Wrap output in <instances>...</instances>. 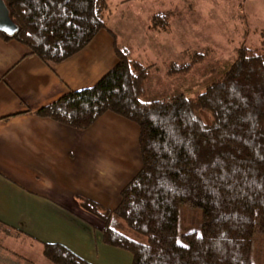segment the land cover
<instances>
[{
    "label": "trees",
    "instance_id": "obj_1",
    "mask_svg": "<svg viewBox=\"0 0 264 264\" xmlns=\"http://www.w3.org/2000/svg\"><path fill=\"white\" fill-rule=\"evenodd\" d=\"M18 29L0 31L47 63L64 61L107 28L109 0H4ZM169 12L153 16L163 25ZM231 62L211 60L208 46L186 49L168 76L210 63L221 76L192 95L144 101L154 65L118 49L117 64L95 85L70 90L38 113L86 129L113 112L140 129L142 167L106 209L82 199L102 222L104 242L129 251L132 264H255L264 235V47L238 46ZM203 115L209 118L205 122ZM199 209V230L180 235V206ZM51 264H92L60 243H44Z\"/></svg>",
    "mask_w": 264,
    "mask_h": 264
},
{
    "label": "crops",
    "instance_id": "obj_2",
    "mask_svg": "<svg viewBox=\"0 0 264 264\" xmlns=\"http://www.w3.org/2000/svg\"><path fill=\"white\" fill-rule=\"evenodd\" d=\"M176 11H141V21L168 30ZM158 12H171L163 25L153 21ZM110 15L111 5L108 27L58 63L0 37V264H34L7 247L17 242L41 253L44 243H60L92 264H132L129 251L104 242L102 224L87 223L70 207L81 208L82 199L110 210L120 204L142 167L138 125L106 112L80 130L38 113L70 90L92 87L117 64L119 34Z\"/></svg>",
    "mask_w": 264,
    "mask_h": 264
},
{
    "label": "rangeland",
    "instance_id": "obj_3",
    "mask_svg": "<svg viewBox=\"0 0 264 264\" xmlns=\"http://www.w3.org/2000/svg\"><path fill=\"white\" fill-rule=\"evenodd\" d=\"M109 3L112 15L109 25L119 34V49L130 58L155 66L146 86L144 101L178 93L192 95L221 76L208 75L210 63L197 65L186 76H168L167 64L184 60L186 49L208 46L212 53L210 62L218 59L228 63L234 58V49L238 46L264 47V0H109ZM170 7H176L177 13H174L176 19L171 16L166 32L160 28L148 29L146 21H141V11L151 13ZM122 14L126 16L125 21L121 20ZM203 119L209 122L207 116L203 115ZM70 209L87 223L102 224L103 228V222L90 211L82 207ZM201 220L199 209L181 205L180 235L191 228L199 230ZM21 243H15V247L9 243L10 247H7L25 255L34 264H51L42 256L38 246H29L28 243L23 246ZM253 243L255 264H264V235H256Z\"/></svg>",
    "mask_w": 264,
    "mask_h": 264
},
{
    "label": "water",
    "instance_id": "obj_4",
    "mask_svg": "<svg viewBox=\"0 0 264 264\" xmlns=\"http://www.w3.org/2000/svg\"><path fill=\"white\" fill-rule=\"evenodd\" d=\"M18 29L17 24L11 19L9 9L4 0H0V31L13 34Z\"/></svg>",
    "mask_w": 264,
    "mask_h": 264
}]
</instances>
